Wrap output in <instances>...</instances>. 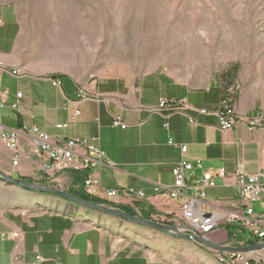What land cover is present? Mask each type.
<instances>
[{
  "label": "crops",
  "instance_id": "1",
  "mask_svg": "<svg viewBox=\"0 0 264 264\" xmlns=\"http://www.w3.org/2000/svg\"><path fill=\"white\" fill-rule=\"evenodd\" d=\"M55 24L46 23V11L28 10L23 17L16 3L0 4V93L6 92L1 127L28 125L61 140L97 138L114 165V169L99 167L90 172L98 198L105 199L106 191L116 190L117 196L110 200L114 204L139 203L162 217L179 213L178 203L159 189L173 185L172 167L180 160L201 161L226 175L215 188L205 189L201 211L223 214L229 210L231 201L238 198L232 175L239 168L248 176L259 170L264 128L251 130L237 124L229 131L218 129L214 114L222 100L219 75L225 67L214 69L199 82L157 69L138 81L90 74L81 68L82 62L79 68L69 63L65 49L50 38L46 31L66 28ZM238 66L235 114L264 121V65L239 62ZM18 70L20 76L11 74ZM82 91L92 98L79 100ZM18 93L21 99L14 111L11 106ZM162 99L183 100L207 114L188 111L195 127L183 115L165 118L154 112ZM113 118H120L125 129L113 127ZM169 138L174 145L167 144ZM181 146L187 147L184 155ZM14 160L16 166L11 164ZM51 165L45 156L31 153L29 138L21 137L15 149L7 148L0 138L2 173L16 179L43 177L48 184L63 178L67 190L71 188V172L54 166L44 171V166ZM194 175L200 173L194 171ZM51 198L0 183V264H165L138 246L114 238L83 211L36 209L39 202Z\"/></svg>",
  "mask_w": 264,
  "mask_h": 264
},
{
  "label": "rangeland",
  "instance_id": "2",
  "mask_svg": "<svg viewBox=\"0 0 264 264\" xmlns=\"http://www.w3.org/2000/svg\"><path fill=\"white\" fill-rule=\"evenodd\" d=\"M7 2L16 3L23 17L28 10L46 11L47 24L64 25V31L46 32L65 49L69 63L79 68L82 62L90 74L138 81L157 69L199 82L216 68L239 62L264 65V0H0ZM32 181L67 190L63 178L54 184L43 177ZM35 207L83 211L114 238L165 264H225L205 246L58 198ZM175 215L178 219L179 213ZM224 233L219 227L208 240L220 246L239 243L227 236L224 240ZM258 255L264 264V253Z\"/></svg>",
  "mask_w": 264,
  "mask_h": 264
},
{
  "label": "built area",
  "instance_id": "3",
  "mask_svg": "<svg viewBox=\"0 0 264 264\" xmlns=\"http://www.w3.org/2000/svg\"><path fill=\"white\" fill-rule=\"evenodd\" d=\"M13 76H20V71H13ZM59 85V82H55ZM239 96L237 84L230 86L223 95L219 110L214 114L218 121L220 131H229L237 124H243L247 128H264V121L258 117L239 118L236 116L234 108ZM6 92L0 93V110L4 106ZM92 97L82 91L79 100H89ZM16 103L11 106L15 111L18 107L21 94L16 95ZM188 111H194L199 114H207L204 110H196L189 106L183 100L162 99L159 101L154 112L169 118L178 114L185 116L189 123L194 127L197 123L187 114ZM78 111L74 112L77 116ZM113 127L125 129V125L120 118H113ZM168 127V125H165ZM64 126L58 125L57 128ZM27 137L31 140V153L38 158L45 156L51 166H44L47 171L52 166L59 171L69 172H87L83 182V192L89 197L98 198L94 185L96 181L90 176V172L99 167L114 169V165L108 161L103 151L98 145V139H76L61 140L53 139L44 133L38 131L35 127L22 125L18 129H3L0 125V138L9 149H15L18 146L19 139ZM168 145H174L169 138ZM181 155L187 151V147H179ZM12 166H16L17 161H12ZM194 171L200 173L199 177L194 175ZM173 176V185L170 187H160L167 194L168 198L177 202L179 206V223H176L178 216L172 215L162 217L152 215L151 221L174 226L187 235L198 236L208 239V236L221 226L233 225L243 230L247 237L253 242L252 245H246L239 242L229 247H248L264 245V152L260 162L259 170L256 175L248 176L240 168L232 175L237 188L238 198L231 201V207L223 214L208 213L201 211L205 205V189L215 188L217 181H223L226 177L224 171L213 170L205 167L203 162L196 161L188 163L184 160L177 162L171 169ZM157 189V190H159ZM130 193H132L130 191ZM116 190L105 192V199L111 200L117 196ZM141 197V194L138 195ZM99 199V198H98ZM256 209V211H255ZM137 212V210H135ZM12 234L10 237H15ZM264 253V249L248 252L244 254L216 253L222 262L227 264H259V255ZM40 260V259H38Z\"/></svg>",
  "mask_w": 264,
  "mask_h": 264
},
{
  "label": "water",
  "instance_id": "4",
  "mask_svg": "<svg viewBox=\"0 0 264 264\" xmlns=\"http://www.w3.org/2000/svg\"><path fill=\"white\" fill-rule=\"evenodd\" d=\"M0 183L6 186L17 187L19 189H22V190H25L31 193H35L38 195H48L54 198H58L65 202L72 203L76 206L87 208V209H90V210H93V211H96V212H99L105 215H110V216L122 219L124 221L130 222L138 226L147 227V228L153 229L157 232L166 234L174 238L184 239L187 241L197 243L217 253L244 254V253L264 249V245H256V246H248V247H229V246L216 245V244H213L208 239H204L198 236L183 234L178 230V228L174 226L163 225V224H159L153 221H146L139 217L130 216L126 213H123L121 211L115 210L110 207L84 201L63 190H58V189L45 187V186H39L35 183H30L23 179H14L8 175H5L1 171H0Z\"/></svg>",
  "mask_w": 264,
  "mask_h": 264
},
{
  "label": "trees",
  "instance_id": "5",
  "mask_svg": "<svg viewBox=\"0 0 264 264\" xmlns=\"http://www.w3.org/2000/svg\"><path fill=\"white\" fill-rule=\"evenodd\" d=\"M238 68V64L229 65L224 71L220 73L219 82L222 89V98L226 90L236 83V74ZM87 174V172H71L72 187L66 190V192L84 201L110 207L130 216L139 217L146 221H151L152 215L157 214L153 209L145 207L139 203L134 204V207L138 210V212H135V210L129 206H121L111 203L109 204L108 202H104L101 199L89 197L83 192V182ZM24 180L30 183H34V181H32L31 179ZM223 228L226 232L227 239L234 242H244V244L246 245L253 244V242L247 237L243 230H240L233 225H225Z\"/></svg>",
  "mask_w": 264,
  "mask_h": 264
},
{
  "label": "bare ground",
  "instance_id": "6",
  "mask_svg": "<svg viewBox=\"0 0 264 264\" xmlns=\"http://www.w3.org/2000/svg\"><path fill=\"white\" fill-rule=\"evenodd\" d=\"M222 262V261H221ZM225 263V262H224ZM225 264H227V263H225Z\"/></svg>",
  "mask_w": 264,
  "mask_h": 264
}]
</instances>
